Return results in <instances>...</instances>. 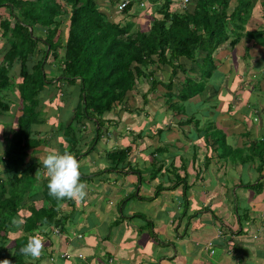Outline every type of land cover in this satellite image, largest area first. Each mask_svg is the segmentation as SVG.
I'll return each mask as SVG.
<instances>
[{
  "label": "trees",
  "instance_id": "1",
  "mask_svg": "<svg viewBox=\"0 0 264 264\" xmlns=\"http://www.w3.org/2000/svg\"><path fill=\"white\" fill-rule=\"evenodd\" d=\"M103 1L0 0V31L4 36L11 33L8 40L10 46H2L0 115L12 109L9 91L13 92L18 87L23 100L21 113L17 116L18 127L14 131L10 127L9 132H12L4 136L7 142L4 141L5 150L0 156V168L3 167L0 170V261L6 259L4 264H39L40 258L33 262L20 252V248L32 235L42 236L46 225L51 224L59 229L57 234L61 233L66 221L60 215V204L72 203V199L56 200L50 196L44 176L42 200L45 204L39 208L32 204L26 210L31 199H40L39 194L33 193L35 187L32 180L36 178L34 168L39 160H34L31 154L38 153L37 148L41 143L50 141L46 137H38L44 133L40 128L43 119L38 115V97L47 92L55 81L61 84L63 81L78 84L80 88V105L74 110L73 119L76 125L71 122L64 128V139L68 147H64L60 141L61 150H74L76 156L82 152L81 145H84L82 141L85 138L82 126H85L86 118L95 125L93 135L97 141L94 146L101 142L102 138L108 136L106 123L112 122L110 116L117 115L121 105L126 103L123 109L134 113L135 108L128 105L127 94L140 87V84L148 86L146 92H141L146 105L144 109L150 103V93L159 91V88L163 90L161 96L153 98V101L161 99V107L165 106L166 124L163 127L158 124L159 128L155 130L159 142L164 143L166 135L173 132L175 125L183 127L201 119L206 115L201 110L204 106L209 107L208 111L214 109V102L233 90L231 85L229 88L221 85L224 75L214 57L220 47L228 43L236 51V46L244 37L264 47L261 19L256 24L260 25L258 27H253L252 21L255 20L254 8L261 4L264 6V0H190L186 7L176 4L175 0H154L152 4L155 5L156 14L146 29L140 28L135 21L123 23L120 19L123 14L132 15L136 3L134 0L121 10L119 6L123 0H109L110 7ZM158 1H162L161 6ZM150 4L149 1L146 3L145 10ZM3 8L8 10L12 19L1 17L5 13ZM113 9L120 13L116 17L117 21L109 18ZM262 12L264 17V10ZM62 13L68 15V34L65 39L61 38L59 31ZM250 25L252 27L248 29ZM35 31H45L46 37L42 39L38 35L40 32ZM58 31L59 34L56 35ZM60 48L64 51L60 52ZM245 50L243 57H249L250 46L246 45ZM50 56H53L59 70L52 77H49L45 68ZM185 61L190 63L189 69L184 67ZM18 64L21 82H16V75L13 73ZM166 66L172 72L168 82L161 80L156 73ZM179 69L190 74L179 79L178 86L174 87V76ZM235 82L234 78L233 83ZM253 87L261 90L259 85ZM224 88L226 91L221 92ZM211 91L216 96L212 98V103L211 98L205 95ZM261 91L264 93V88ZM198 94L203 95L198 102L190 100ZM249 98H244L247 103L246 113L249 114V110L254 109L253 114H257L260 112L259 103L252 105V97ZM193 110H197L199 118L194 115ZM169 113L173 115L169 116ZM208 122L209 126L197 130L201 135L216 136L213 145L219 143L225 155L242 151L227 143L226 132L217 127L215 121ZM245 135H249V132ZM251 146L252 151L262 159L264 139L252 141ZM157 147L158 145L156 149L154 147L152 153L160 150ZM131 151L129 145L110 152L111 159L116 163L115 167L127 162V154ZM162 189L163 187L158 188L157 191ZM13 220L21 221L19 227L13 225ZM18 232L24 234L15 236Z\"/></svg>",
  "mask_w": 264,
  "mask_h": 264
},
{
  "label": "crops",
  "instance_id": "2",
  "mask_svg": "<svg viewBox=\"0 0 264 264\" xmlns=\"http://www.w3.org/2000/svg\"><path fill=\"white\" fill-rule=\"evenodd\" d=\"M246 39L250 42H242L249 45L251 40ZM232 89L231 98L242 101L241 107L233 99L227 109L230 100L219 102L220 97L214 102L217 107L210 110L214 120L205 119L208 115L200 119L193 110L199 119L183 127L175 125L164 143L159 136L152 137L155 149L158 145L160 150L150 160L144 157L148 147L140 146L146 143L145 136L122 135L125 130L135 131L136 124L130 123L135 112L111 115L116 122L106 123L108 136L100 146L98 142L94 146L97 140L91 130L85 136L94 123H85L82 152L78 156L70 152L80 163L87 194L60 204L66 221L61 233L51 224L44 226L42 264H264V157L260 159L251 146L252 141L264 139V93L253 86L238 92L239 87ZM251 93L259 101L257 114L254 109L246 113L243 96ZM196 96L191 101L198 102L203 95ZM157 104L155 113L165 111L163 103ZM73 117L60 122L63 128L58 136L66 137L63 130L75 124ZM153 119L157 126L166 124ZM208 121L224 129L228 144L241 148L237 156L225 155L219 143L214 146L216 136L197 131L209 126ZM129 145L132 151L127 162L115 167L110 152ZM42 188L43 183L33 191L42 192ZM174 196L181 197V203L176 204ZM42 197L43 192L40 201Z\"/></svg>",
  "mask_w": 264,
  "mask_h": 264
},
{
  "label": "rangeland",
  "instance_id": "3",
  "mask_svg": "<svg viewBox=\"0 0 264 264\" xmlns=\"http://www.w3.org/2000/svg\"><path fill=\"white\" fill-rule=\"evenodd\" d=\"M140 1H144V2H150V7L146 9V3L142 4L141 2V6L142 7H138L136 8V6H139V4H136V6H134L133 9V13H131L132 15H122L121 16V20L124 21L123 23L127 22L128 20H132L135 21L137 24H139L140 28L142 29H146L149 27L150 22L154 19L155 17V5L152 4V1L154 0H140ZM99 2L101 3V0H99ZM104 4L106 3L107 6H109L110 4L108 2H110L109 0H104L103 1ZM176 4L178 5H182L183 0H175L174 1ZM235 2V1H234ZM234 2H232V7L234 6ZM159 6H161L162 1H158ZM190 3V0L186 3L188 6ZM260 2H257V4H259ZM184 6V7H186ZM110 7V6H109ZM259 8V14L257 11V7L254 8V12H253V16L255 20L253 21V27H258L260 25H256L258 23V19H264L263 15V10H264V6L258 5ZM4 9L5 13H3V18H8V19H12V17L9 15L8 10ZM120 13L117 12V10L113 9L112 10V15L111 17H109L110 19L117 21L118 19H116V17L119 15ZM119 17V16H118ZM62 23L61 26L59 27V31H60V36L62 39H65L67 34H68V29H67V25H66V21L68 18V15L66 13H62L60 16ZM1 19V18H0ZM1 21V20H0ZM264 21V20H263ZM261 21V22H263ZM262 25V24H261ZM252 26H248L247 28L250 29ZM59 31L57 32L56 35L59 34ZM40 32L38 35L44 39L46 37V32L45 31H35V33ZM0 33L2 34V32L0 31ZM37 35V37H39ZM11 36V33H7L5 36L1 35L0 36V63L3 62V50H2V46H10L9 43V37ZM58 38V36H57ZM248 41L246 39V37H244L236 46V51H234L232 48L229 47L228 43L223 46L220 47L214 54L215 60L217 62V64L219 65V70L223 73L224 77H223V82L221 83L222 87L225 86L227 88L231 86H233V88L235 87V89L237 87H239V89L237 90L240 91H244V89H246V87H252V86H257L259 85L260 88L263 87V83H264V79H260L261 76H264V47L263 45L260 44H256V43H251L250 45V50H249V57H243V55H245L246 50H245V46L247 44H243V42ZM250 42V41H248ZM60 52H63L64 49L60 48L59 49ZM184 67H186V69L190 68V63L188 61L184 62ZM46 71L48 72V75L50 74L49 77H52L53 75H56L59 70H58V66L56 65V62L54 61L53 56H50L46 65H45ZM20 72V65H16L13 73L16 75V82H21L22 81V77H20L19 75ZM216 72V70H215ZM157 75L160 77L161 80H165L164 82H168L170 77L172 76V72L170 70V68H168V66L164 67L163 70H157L156 71ZM190 72H188L187 74L184 73L181 69L178 70V74L176 76H174V87H177V81L182 80L186 75H189ZM60 78V75L58 76ZM236 79V82L233 83V79ZM260 79V80H258ZM67 81H63V84L61 83H57L56 81L53 83L52 87L48 88L47 92H44L41 95H39L38 99L40 101V105L39 106V117L41 119H43V124L40 126V128L42 130H44V133L42 135H38V137L44 138L46 137L47 140H50L49 142L43 144L41 143V145L37 148L38 153H34L31 154V157L34 160H39L34 168V176L37 178L32 179L33 180V185L35 188L40 187L41 183L44 182V176L46 177V170L43 168V165L40 163V160L50 151H57L59 150V143L60 141H62V144L64 145V147H68V143L67 141H65V139L63 137H60L57 135V131L61 128H63V125H60V122H62L63 120H69L74 116V110L76 111L79 108V96H80V88L78 84H68L65 83ZM262 83V84H259ZM51 85V84H50ZM58 85V86H57ZM237 86V87H236ZM220 89V88H219ZM148 90V86L147 84H140V87L135 88L134 90H131L128 92L127 94V100H128V105L132 108H135L134 112L135 115H133L131 117V121L130 123L136 124L135 125V131H127L125 130L124 133L122 134L123 136H126L127 134H132V135H142L141 136H145L146 137V143L145 144H140V146H147V151L144 153V157L148 160H150V158L152 157V152L154 151V147H155V142L152 139V137L155 135V130L157 128H159L158 126L155 127V121H154V117L161 119L162 122H164L165 120V115L166 112L164 110H158L155 113V109H157L158 107H160L157 103L161 102L159 99L158 101H153V98L155 99L156 97L160 96L161 92L163 91L162 89L159 88V91H154L153 93H150L149 97L151 98L150 103L147 105L148 107L146 109H140L138 107H142L146 106L144 105L145 102H143V96L141 94V92H146ZM158 90V89H157ZM162 90V91H161ZM225 90V88L223 90H221V92H223ZM226 91V90H225ZM218 94V93H217ZM9 100L11 101V106L12 109L10 112L8 113H3L0 115V156L3 155L4 152V144L6 141L5 137L6 133H11L12 131H14V129H16L18 127V123H17V116L20 115L21 111V106H22V98L20 96V92L18 90V87L14 88L13 92L9 91ZM208 95V94H207ZM241 96V95H240ZM209 97L211 98L210 103H212V98L216 97L215 94L212 93V91L209 93ZM248 97H252V101L251 104L253 105L254 103H257L259 101H257L255 95H253V93L248 94V96H243V98L248 99ZM198 98V96H193L190 100H196ZM157 99V98H156ZM229 99L230 101L227 102L226 108L230 109V103L232 104L233 99L236 101L237 98L234 96V98H231V95H225L224 97L221 98V101L219 102H223L224 100ZM241 103L242 101H236ZM155 104V105H153ZM125 104L121 105L118 109V116H122L125 113V110L123 109V106ZM153 105V106H152ZM222 105V103L220 104V106ZM243 104L241 103L240 105H237L239 107H241ZM251 105V107H253ZM126 107V106H125ZM236 107V106H235ZM118 108V107H117ZM122 108V109H121ZM165 108V106H164ZM213 108L215 109V104L213 106ZM202 112H205L206 115H208V118L205 119H210V120H214V116L213 113H211L210 111H208V109H205V106L201 109ZM236 109H234L233 112H235ZM143 111V112H142ZM153 111H154V116H153ZM116 112V111H115ZM142 112V113H141ZM115 116V115H114ZM112 120V122H116V119L114 118ZM153 116V118H152ZM74 119V117H73ZM91 120L90 119H84V123L86 124H90ZM76 123V122H74ZM76 125V124H75ZM93 127H92V126ZM126 125L125 123L122 124ZM209 125V123L207 124ZM90 129H88V131L85 132V136H90L92 133L89 131L91 130L94 133V129L95 126L94 124H90ZM115 126V124L113 125ZM121 126V127H122ZM10 127H12V131L9 132ZM83 128V126H82ZM94 128V129H93ZM148 134H150L149 136H146ZM51 135V138H50ZM151 137V138H149ZM149 139V140H148ZM227 139V138H226ZM228 140V139H227ZM7 142V141H6ZM59 142V143H58ZM99 146L101 144V142L98 143ZM122 144H124V141L122 142ZM68 148H66L67 150ZM36 150V149H34ZM29 151L31 152L32 149H29ZM251 153V152H250ZM249 153V154H250ZM222 154V152H221ZM238 154V153H237ZM237 154H235V156H237ZM242 157V156H240ZM3 166V165H2ZM26 166V165H25ZM24 166V167H25ZM3 167L0 168V170H2ZM30 187V185H29ZM35 194H39L41 195L42 193L39 191H35ZM34 198V196H33ZM175 199V203L179 204L182 201L181 197H176L174 196ZM42 201V200H41ZM39 202V199H35L34 201L31 199L30 200V204L26 206V210L29 209V206H31V204L36 205L37 208L41 207L43 204H45V202L42 204V202ZM240 207H242V202H239ZM22 234H24V232H18L17 234H15V236H21ZM79 258L81 259L82 257L79 256ZM36 259H32V261L34 262ZM112 262V261H110ZM36 264V263H35ZM42 264V259L40 260V263Z\"/></svg>",
  "mask_w": 264,
  "mask_h": 264
},
{
  "label": "clouds",
  "instance_id": "4",
  "mask_svg": "<svg viewBox=\"0 0 264 264\" xmlns=\"http://www.w3.org/2000/svg\"><path fill=\"white\" fill-rule=\"evenodd\" d=\"M40 163L46 170L50 196L56 200L65 198L80 200L86 196L87 186L80 179V163L74 154L67 151H50L40 160ZM12 223L19 227L21 221L13 220ZM44 245L45 241L41 236L35 234L29 237L27 243L20 248V252L34 260L41 256ZM5 260L0 261V264H4Z\"/></svg>",
  "mask_w": 264,
  "mask_h": 264
},
{
  "label": "built area",
  "instance_id": "5",
  "mask_svg": "<svg viewBox=\"0 0 264 264\" xmlns=\"http://www.w3.org/2000/svg\"><path fill=\"white\" fill-rule=\"evenodd\" d=\"M189 0H184V2L182 3V6L184 7V6H186L187 4V2H188ZM129 3V0H123L122 1V3L120 4V6H119V9L121 10V9H123L124 7H126V5ZM54 231L56 232V233H58L59 232V229L58 228H55L54 229ZM64 255L65 256H68L69 254L66 252V253H64Z\"/></svg>",
  "mask_w": 264,
  "mask_h": 264
},
{
  "label": "bare ground",
  "instance_id": "6",
  "mask_svg": "<svg viewBox=\"0 0 264 264\" xmlns=\"http://www.w3.org/2000/svg\"><path fill=\"white\" fill-rule=\"evenodd\" d=\"M131 1H132V0H129V3H128V4H130ZM134 1L136 2V3H135V6H136V4H139L138 7H142V6H141V2H142V1H140V2H137V0H134ZM145 3H146V2H144V1L142 2V4H145ZM128 4H127V5H128ZM127 5H126V6H127ZM68 254H69V253H68ZM80 256L82 257V255H80ZM78 257H79V256H78Z\"/></svg>",
  "mask_w": 264,
  "mask_h": 264
}]
</instances>
